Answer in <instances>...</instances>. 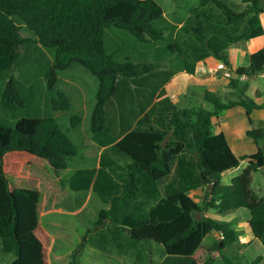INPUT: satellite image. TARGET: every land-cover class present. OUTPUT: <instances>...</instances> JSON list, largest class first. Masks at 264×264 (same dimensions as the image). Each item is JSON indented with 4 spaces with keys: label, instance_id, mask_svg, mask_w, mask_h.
<instances>
[{
    "label": "trees",
    "instance_id": "obj_1",
    "mask_svg": "<svg viewBox=\"0 0 264 264\" xmlns=\"http://www.w3.org/2000/svg\"><path fill=\"white\" fill-rule=\"evenodd\" d=\"M198 1L201 7L212 4L222 10L225 25H244L236 40L249 41L264 34L259 18L264 12V0H239L244 6L239 12L233 11L225 0ZM163 14L154 0H0V72L15 69L20 50L27 45L53 50L52 62L43 74L50 91L55 90L60 72L75 64L82 66L98 83L89 128L93 135L101 136L106 125L105 107L115 94L117 79L141 77L162 66L134 63L128 56L117 62L114 55L104 50L105 30H124L146 44L161 41L167 29L154 27V22ZM13 18L22 25L17 26ZM22 26L34 38L22 37ZM192 32L203 47L204 57H212L231 69L226 54L228 44L223 39L206 38L200 22ZM170 49H177L176 43ZM245 57L247 65L231 70L228 78V87L240 92L236 100L223 102L217 93L205 91L203 98L209 109L181 108L165 95L133 130L104 151L109 159L115 158L125 166L119 182L120 177L108 175V189L101 185L100 189L94 188L109 206L98 213V226L111 228L116 237L125 231L138 244L160 245L164 255L160 264H214L216 259L223 264H262V256L252 260L242 255L229 257L226 251L239 244L232 223L207 215L210 210L246 209L251 235L264 248V196L251 189L252 174L264 169V126L253 128L252 115L264 111V105L239 89L240 78L264 71V48ZM183 63L185 73L194 75L195 63L185 58ZM233 73L238 75L236 79ZM0 103L12 112L25 106L13 77L6 81ZM50 104L54 111L70 109L65 94L57 90ZM234 107L242 108L248 119L250 128L245 136L257 145L253 154L234 155L224 133L214 131L224 113ZM80 122L79 117L73 116L70 126L74 128ZM185 131L190 133L195 149L197 178L166 185L163 197L150 210L138 212L140 177L155 182L171 174L176 158L188 148ZM76 155V146L52 118H21L13 126L0 123V243L3 253L15 256L10 264H49L51 237L39 221L45 197L57 207L72 192L87 190L92 179H88V185L75 189L60 178ZM241 163L245 166L240 174L228 185L221 184L222 175ZM195 189L200 191L199 202L189 195ZM207 236L212 241L204 244ZM76 253L77 250L68 264H79Z\"/></svg>",
    "mask_w": 264,
    "mask_h": 264
},
{
    "label": "rangeland",
    "instance_id": "obj_2",
    "mask_svg": "<svg viewBox=\"0 0 264 264\" xmlns=\"http://www.w3.org/2000/svg\"><path fill=\"white\" fill-rule=\"evenodd\" d=\"M154 1L165 12L162 19L154 22V27L167 29L164 39L146 44L137 41L124 30H117L119 36L116 38L113 36L109 37V30H107L104 38L106 51L108 53L113 52L111 48L113 47L115 49L114 59L117 62H123L125 56L131 58V61L136 62L153 61L161 63L164 71L167 73L183 70V58L189 63H195L196 66L198 62L206 58L203 56V47L194 38L192 32V29L197 27L198 22L202 24L203 35L206 38L217 36L228 44L226 49L227 55H230L231 50L238 45L244 47L245 41L236 40V37L243 31L244 25L241 23L225 25L223 11L214 5L211 4L201 7L198 0ZM225 2L235 12L243 10V7L241 8L242 5L236 3L237 0H225ZM13 20L17 26L22 25L17 18H13ZM20 34L25 38H34L33 34L23 26L21 27ZM259 41H264V37H260ZM174 43H176L177 49L169 50V47ZM254 46L256 47V44L249 46V52H254ZM20 53L21 55L15 69L0 72V96L6 81L9 77H13L23 96L25 106L12 112L4 109L0 105V123L13 126V120L19 118H52L60 125L61 130L68 138H78V147L81 148L83 145H87V141H84V135L86 133L90 134L88 129L89 119L84 122L86 127H76L77 130L74 131L70 126L72 112H59L51 108L50 102L55 98L56 90L68 91L71 94L75 93V90L71 89L72 87L69 83L61 82L56 84L55 90L52 91L46 88L43 74L51 64L53 50L43 48L39 45H27L21 48ZM211 59L214 62L212 57ZM242 64L243 66L247 65L244 61ZM76 70L78 73H76ZM81 71L85 73L86 78L80 75ZM72 74L75 75L73 79L75 85L83 87L88 101L90 93L92 92L91 84L88 80L96 81V79L85 68L77 64L65 72H60L59 76L62 79L72 80L69 77ZM202 78V76H198L197 83L190 82L188 87L180 86L181 82L179 80L171 84L170 89H174L170 93L173 92L178 96L176 101H174L177 103L176 105L181 108L187 106L197 108L202 106L209 109L210 107L204 102L203 98L205 91L218 92V97L223 102L226 100H236L240 96L238 90L229 88L228 91H224L220 87L219 81H224V78L227 79L230 77L224 76L223 79L209 81H201ZM248 79L246 82L240 81L239 89L251 99L258 100L260 104L264 105V73L248 77ZM133 86L123 89L125 90L123 94V91L116 94L114 100L116 107L124 109V106L128 104L133 110L138 108L132 105L133 100H135L134 95L136 91ZM214 86H217L216 91L211 90ZM257 91L261 95L259 99L256 98ZM165 95L166 91L160 94L158 101H162ZM93 96L94 93L91 96L92 100L94 99ZM72 100L74 102L73 98ZM261 116L263 118L262 120H254L253 128L264 126V111H262ZM253 117L254 115H252ZM219 124L224 131L234 155H250L256 152L257 145L251 139L245 137V131L250 128V125L243 109L237 107L225 112L224 116L219 120ZM185 135V143L188 148L176 158L172 172L168 177L151 183L146 182L140 177L138 186L142 196L140 202L137 204L138 212L150 210L163 197V191L166 185L178 184L183 180L193 181L197 178L198 171L195 166V149L190 140V133L185 131ZM81 140L83 141V145ZM70 162L71 166L74 165L75 167H82V164L93 166L95 163L93 149L90 146L86 148L84 162L81 159H73ZM244 166L245 163H241L235 171L231 170L230 173H224L221 178V184L228 185L230 179L233 176L239 175ZM115 174L119 176L122 172L116 171ZM260 186L262 188L264 187V173L261 171L252 174L251 188L258 189ZM86 195L87 192L75 194L72 198L63 201L61 205L57 206V208L63 210V213H52L47 218H42V226L46 228L54 239L53 246L55 248L49 253L50 264H68L71 261L70 256L75 250H77L75 257L79 264L161 263L164 255L160 250V245L153 242L138 244L130 240L128 235L122 231L116 237L110 231L111 228L108 230L107 228L98 226V213L102 209H107L108 206L104 205L96 193L93 192L89 203L81 207V203ZM208 216L217 221L232 223V229L239 237V244L233 246V250L226 252L229 257H240L242 255L246 259L251 260L257 256H262V264H264V248L255 240L250 242V232L245 228L246 221L249 219V212L246 209H235L223 212L210 210L208 211ZM48 222L55 224L48 225ZM211 241V237L207 236L204 238L203 243L209 244ZM59 250L60 252H58ZM14 258L15 256L13 254H5L2 252L0 243V264H10ZM214 264H223V262L216 259Z\"/></svg>",
    "mask_w": 264,
    "mask_h": 264
},
{
    "label": "crops",
    "instance_id": "obj_3",
    "mask_svg": "<svg viewBox=\"0 0 264 264\" xmlns=\"http://www.w3.org/2000/svg\"><path fill=\"white\" fill-rule=\"evenodd\" d=\"M236 3L240 4V1L237 0ZM242 7H244V6H241V8ZM163 13L165 14L164 11H163ZM259 18H260V22L262 24V27L264 29V12L262 14H260ZM175 28H180V27H175ZM107 30H109V33H108L109 37L113 36L114 38H116V37L119 36V33L117 31L118 29L109 28ZM107 30H105V32H107ZM105 32H104V35H103V47H104L105 52L108 53L106 51L107 49L105 47V41H104ZM260 37L263 38L264 34L262 36H260ZM260 37L251 39L249 41H245L244 47H242L241 45H238V46L234 47V49L231 50V54L229 55L230 63H231V69L226 67L223 64L224 69L218 70L217 67L220 65V62H218L214 58H213L214 59V62H213L211 57L210 58L206 57L203 61H200V62H198L196 64L194 75H187L185 73V71H184V68H183V70H180V71H170V72L167 73V72L164 71V69H163L164 67L162 65L161 67H159L158 69L154 70L153 72H151L149 74H146V75H143L141 77H136V78H118L117 81H116L115 94L108 101V103H107V105L105 107L106 125H105L104 134L101 135V136L93 135L90 132V128H89V126H90V116H91V113H92V110H93V106H94V99L92 100L91 96H92L93 93L95 94V92H96L97 85H98L97 81L91 80V79L88 80L90 82V84H91L90 87H91L92 92L90 93L89 100L87 101L86 94L83 91V87L75 85V83H74V80H73L74 76H75L74 74L69 76V77H71L72 80H70V79L69 80L62 79L58 75V83L57 84H59L61 82L69 83L71 85V87H72L71 89L75 90L74 94H71L68 91L58 90V91L64 93L65 96L67 97V99H68V101L70 103L69 112H72V117L73 116H77V117H79L81 119L80 124H78L77 126H75L73 128L74 131L77 130L76 127H78V128L86 127L84 122L87 121V119H89L88 129H89L90 134L86 133L84 135V141H87V145H83V141L81 140L83 146L80 148V147L77 146V143L79 141L78 138L72 137L71 138L72 140L69 138L71 140V142L77 148V155L74 158H72L71 160H73V159H81V161L84 162L86 148L88 146H90L93 149L94 160H95V163H94L93 166H89L88 164H82L81 165L82 167H75L74 165L71 166V162H70L71 160H70L68 162L67 168L60 173V178L64 182L68 183V185H70L71 187H73L75 189H79L83 185H88V179L90 177L92 178L90 180V182H89V187H88L87 190H77L75 192H72L71 196L68 199H66V200H69L70 198H72L77 193L87 192V195L85 196V198L83 199V202L81 203V207H83V206H85L86 203H89V201L91 200L92 193L95 192L94 188L100 189V185L103 188H105V189L109 188L110 181H109V178L107 176L111 175L113 177H116L115 172H112L113 169L118 168V169H120L118 171H121L122 174H123V170L122 169L125 166V163H123L121 161H118L115 158L114 159H109L107 156L104 155V151L106 149H108L110 146H112L113 142L119 141L127 132H129V131H131V130H133L135 128L136 123L138 122V120L145 113L149 112L155 104H157L158 99L160 97V94H162V90H165L166 91V97H169L174 102V101H176L178 96L175 93H173V92L170 93V91L172 89H174V88L170 89V87H171V84L174 81H176V80H179L181 82L180 86L188 87L190 85V82H192L194 84L197 83L198 76L199 77L200 76L203 77L201 79V81H206V80L209 81V80H213V79H223L224 78V73L232 74V71H235L239 67H244L243 64H242L243 61L247 64V58L245 57L246 55L253 54V53L257 52L258 50L264 48V41H259ZM251 44H256V47L255 46L253 47V49H255V50H253L254 52H249V46H251ZM111 48L113 49V52H109L108 54L114 55L115 54V49L113 47H111ZM109 51H110V49H109ZM51 62H52V59H51ZM132 62H134V63H143V62H139V61H137V62L136 61H132ZM146 63H156V62L151 61V62H146ZM70 68H72V67H70ZM70 68H68L67 70H69ZM67 70H64L62 72H65ZM76 73H78L77 70H76ZM262 73H264V71L261 72L260 74H262ZM80 75H83V77L86 78L85 73H82V71H81ZM224 79H225L224 81L223 80L219 81V85L224 91H226V90L228 91V89H229V87H228L229 79L228 78L227 79L224 78ZM240 80L242 82H246L249 79H248V77H242V78H240ZM200 83H202V82H200ZM203 83H205V82H203ZM133 85H136L137 87L133 86ZM129 86H133L135 88V90H136L135 91V95H134L135 100H133L134 102L132 101L133 102L132 105L134 107L137 106L138 108H136V110L135 109L133 110V109H131V106L127 104V105L124 106L125 107L124 109H122V108L119 109L118 107H116V105H114V100L116 98V94H118L120 91H123L122 94L125 93V90H123V89H125V88H127ZM175 87H176V85H175ZM216 87L217 86H214V88H212L211 90L212 91H216L215 90V89H217ZM215 93L218 94V92H215ZM260 96H261L260 92L257 91L256 92V98L259 99ZM72 98L74 99V102H73ZM93 98H94V96H93ZM0 100H1V96H0ZM255 101L257 103H259L258 100H255ZM0 105H1V103H0ZM234 108H237V107H234ZM234 108H232V109H234ZM238 108H240V107H238ZM230 110H228V111H230ZM253 115H254L253 121L255 119H257L258 121L263 119L262 116H261L262 115V111H255L253 113ZM19 119H21V118H19ZM19 119L13 120V125ZM115 122H118V123H115ZM214 131L215 132L222 131L224 133V131L222 130L221 125L219 124V121L214 126ZM228 145H229V143H228ZM231 150H232V148H231ZM195 162H196V159H195ZM232 170L235 171V169H232ZM230 171L231 170L225 172V174L230 173ZM261 172L264 173V171H261ZM122 174H120L117 177V178L120 177L117 182H119L121 180ZM100 177H101V179H100ZM234 177L235 176H233L232 178H234ZM231 179H230V181H231ZM148 183H151V182L148 181ZM252 191L255 194H257L258 196H264V187L262 188V186H260L258 189L254 188V189H252ZM96 195H97V193H96ZM189 195L194 199L195 202H199V200H200V191L198 189L190 191ZM100 201H101V199H100ZM139 202H140V200H139ZM104 205H106V204H104ZM108 207H107V209H108ZM52 213H63V210L61 208H57L55 206H52L51 200L49 198L45 197V204L43 202L42 213L40 215V220L39 221H40L41 227L51 237V243L52 244H51L50 252L53 250V248H55L53 246L54 245V239L49 234V232L46 230V228H44L42 226L41 220H42V218H47ZM207 215H208V213H207ZM247 221H246L245 228H247L249 230V232H250V229L248 227ZM50 224L54 225L55 223L48 222V225H50ZM107 224H109V223L107 222ZM102 228H106V227H102ZM123 232L126 233L125 231H123ZM250 235H251V232H250ZM253 241H254V239H253V237L251 235L250 242H253ZM241 249H242V247H241ZM229 250L231 251V250H233V248L229 249ZM58 252H60V250ZM49 264H50V258H49Z\"/></svg>",
    "mask_w": 264,
    "mask_h": 264
},
{
    "label": "built area",
    "instance_id": "obj_4",
    "mask_svg": "<svg viewBox=\"0 0 264 264\" xmlns=\"http://www.w3.org/2000/svg\"><path fill=\"white\" fill-rule=\"evenodd\" d=\"M217 69H218V70H222V69H224L223 64H220V65L217 67ZM230 75H231L230 73H224V76H225V77H230Z\"/></svg>",
    "mask_w": 264,
    "mask_h": 264
},
{
    "label": "water",
    "instance_id": "obj_5",
    "mask_svg": "<svg viewBox=\"0 0 264 264\" xmlns=\"http://www.w3.org/2000/svg\"><path fill=\"white\" fill-rule=\"evenodd\" d=\"M232 77H233L234 79H236V78L238 77V75L235 74V73H233Z\"/></svg>",
    "mask_w": 264,
    "mask_h": 264
}]
</instances>
